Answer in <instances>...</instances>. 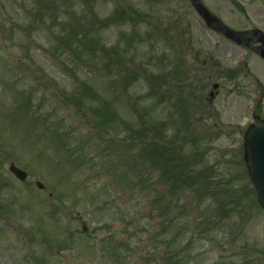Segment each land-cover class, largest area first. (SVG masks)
Masks as SVG:
<instances>
[{"label": "rangeland", "instance_id": "obj_1", "mask_svg": "<svg viewBox=\"0 0 264 264\" xmlns=\"http://www.w3.org/2000/svg\"><path fill=\"white\" fill-rule=\"evenodd\" d=\"M201 1L223 14L229 27H242L234 3L252 24L264 14L259 0ZM38 11L43 20L36 22ZM176 14L196 35L187 36L189 44L206 38L187 0H0V264H154V249L160 250L158 264H264V211L241 167L234 166L238 134L224 128L238 120L222 115L217 122L207 115L203 124L215 126L211 138L205 132L193 137L182 135L181 128L178 133L163 129V120L173 119L166 103H190L172 80L148 82L164 73L161 57L176 53L177 43L168 46L155 28L158 23L168 30ZM144 35L155 37L146 41ZM95 43L93 57L87 49ZM117 56V67L133 78L127 90L132 102L130 110L120 99L104 106L117 113L120 124L113 136L121 146L116 143L110 152L104 139L112 133H102L114 129V122L102 109L105 99L112 101L110 91L118 89L110 84L120 78L110 76L111 62L104 67ZM242 61L251 68L245 81L233 78L232 83L264 108L255 86L257 79L264 81V60L242 54ZM216 70L207 66V72ZM229 86L221 93H230ZM198 93L195 88L193 95ZM191 137L199 153L208 149L198 165L212 176L188 189L161 179L159 169L164 166L166 174L176 164L179 168L176 159H170V168L165 149L175 151L176 143ZM63 146L73 152L71 163L59 156ZM143 148L151 159L147 164ZM189 150L193 147L186 145L184 153ZM9 163L28 173L25 183L9 174ZM189 174L194 175L187 168L181 181ZM37 181L44 191L35 187ZM201 185L203 194L197 191ZM171 249L177 257L169 258Z\"/></svg>", "mask_w": 264, "mask_h": 264}, {"label": "flooded vegetation", "instance_id": "obj_2", "mask_svg": "<svg viewBox=\"0 0 264 264\" xmlns=\"http://www.w3.org/2000/svg\"><path fill=\"white\" fill-rule=\"evenodd\" d=\"M259 1L260 3H264V0ZM234 6L237 7L239 12L238 16L241 18L240 22L242 27L236 28L235 30L243 32L240 37L242 44H237L222 35L206 29L203 30L202 34L207 35L205 39L196 37L197 45H195V43L191 45L188 41H185L186 44L182 56L191 68V84L198 81L201 85L198 91L203 93L205 90V93L200 94L199 97H189L190 104L188 106V111L194 117L199 118L198 123H201L202 118L207 117V115L216 119L217 122H220L222 115H229L232 118H236L238 123H235V128L237 129L239 139L251 116L259 115L264 117V108H260V103H262V101L256 100L255 96H252V98L245 96L243 94V89L240 88L238 84L232 83L234 82L233 78L245 81V74H240L236 77H229V79H226V83L223 84L220 83V80L211 83L214 74L212 75L207 72V66L211 65L213 68L222 69L228 66L227 69L247 71L251 67L242 61V54H248L261 60V58L255 53L258 49L264 50V14L257 15V18L259 19H256L257 21L252 24L249 20L251 18L250 15L244 13L243 8H238V4H234ZM209 9L212 12L215 10L212 7H209ZM214 14L216 15V18L225 24L223 14ZM255 29L258 30V32L255 33L253 31ZM190 34H194V32L190 30L188 35ZM194 36L196 35L194 34ZM219 49L233 50V52L229 54L221 52ZM232 54H235V56H232ZM217 75H219L218 72L216 73V76ZM257 80L259 83L256 82V84H254L259 89L261 95L264 96V81ZM239 84L241 83L239 82ZM223 85H230V93H221L224 90ZM253 86V84L248 85V87ZM218 112L221 113L218 114ZM236 112L238 113L237 115ZM244 118L246 119V122L240 124V121L242 122ZM224 128L228 130L231 129L229 125ZM239 154L241 155L240 148Z\"/></svg>", "mask_w": 264, "mask_h": 264}, {"label": "water", "instance_id": "obj_3", "mask_svg": "<svg viewBox=\"0 0 264 264\" xmlns=\"http://www.w3.org/2000/svg\"><path fill=\"white\" fill-rule=\"evenodd\" d=\"M189 1L208 26L228 34V31L208 13L199 0ZM244 140L246 169L254 186L258 203L264 209V121H256L246 132ZM10 171L21 181L25 179V175L14 169V167L11 166Z\"/></svg>", "mask_w": 264, "mask_h": 264}, {"label": "trees", "instance_id": "obj_4", "mask_svg": "<svg viewBox=\"0 0 264 264\" xmlns=\"http://www.w3.org/2000/svg\"><path fill=\"white\" fill-rule=\"evenodd\" d=\"M91 45V44H90ZM90 51H91V47H90ZM110 62H112L111 60H109L108 61V64L110 63ZM112 68V67H111ZM118 72H120V71H118ZM124 73H126V72H124ZM130 77V76H129ZM125 79H128V76H126L125 77ZM125 86V85H124ZM123 86V87H124ZM105 113H106V115L108 114L107 113V111H104ZM109 115H111L110 113H109ZM145 151H146V155L149 157V155H148V151H147V148H145L144 149ZM165 152L167 153V157L169 158L168 159V161H169V164H170V168H171V164H172V162H170V159H172V155H173V150L172 149H170V148H167V149H165ZM179 153H180V149L178 150V152H175V156L177 157H179ZM149 159H150V157H149ZM150 161H151V159H150ZM166 161V160H165ZM179 163V168H178V166H177V164L175 165V167H176V169H180V170H183V169H185V168H187L188 166H189V163L188 162H185V161H183V162H178ZM173 171L174 170H170V183H172V184H175V185H180V184H182V185H184L186 188H188V189H193V188H195V187H197V183H198V177L197 176H188V178H185L183 181H181V180H179V179H176V177L177 176H175V178L173 177ZM204 193V191L202 192V194ZM156 263V260L154 259V264Z\"/></svg>", "mask_w": 264, "mask_h": 264}]
</instances>
